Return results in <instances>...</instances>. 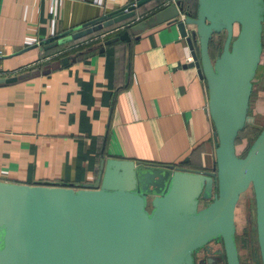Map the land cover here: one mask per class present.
Listing matches in <instances>:
<instances>
[{"label": "water", "instance_id": "water-1", "mask_svg": "<svg viewBox=\"0 0 264 264\" xmlns=\"http://www.w3.org/2000/svg\"><path fill=\"white\" fill-rule=\"evenodd\" d=\"M150 1L131 0L41 44L50 48L83 37L135 16L137 8ZM263 20L264 0H197L194 15L176 0L99 43L102 52L105 45L138 37L158 23L177 25L192 56L187 64L196 67L206 84L214 163L195 169L105 157L100 151L96 178L79 187L0 179V264H192L193 251L212 239L222 243L226 264H240L234 214L240 194L249 186L264 264V124L244 154L235 149L260 60ZM221 32L222 48L212 59L209 40ZM70 59L75 55L44 68L0 76V85L47 73Z\"/></svg>", "mask_w": 264, "mask_h": 264}, {"label": "crops", "instance_id": "crops-1", "mask_svg": "<svg viewBox=\"0 0 264 264\" xmlns=\"http://www.w3.org/2000/svg\"><path fill=\"white\" fill-rule=\"evenodd\" d=\"M129 1L0 0V76L76 56L47 73L0 85L1 180L79 187L96 178L100 151L212 167L215 135L206 84L187 64L190 50L175 23H158L102 52L96 46L105 39L90 42V35L50 48L41 44ZM162 1L146 3L96 36L122 32L117 28L154 13Z\"/></svg>", "mask_w": 264, "mask_h": 264}, {"label": "rangeland", "instance_id": "rangeland-1", "mask_svg": "<svg viewBox=\"0 0 264 264\" xmlns=\"http://www.w3.org/2000/svg\"><path fill=\"white\" fill-rule=\"evenodd\" d=\"M151 3V1L149 2ZM146 5V4H144ZM148 5V3H147ZM144 6L139 7L140 11ZM128 24L125 23L124 28H127ZM122 27H118L117 31L122 30ZM238 30L236 25L234 28V33ZM100 29L94 31L90 35L91 41L96 42L101 38L106 39L108 36L116 35L118 33L113 32L111 34L101 35L98 37ZM116 31V32H117ZM115 33V34H114ZM225 33H213L209 40V54L212 59L215 58L216 54L221 50L222 43L224 40ZM262 49L260 54V60L255 69L254 75L251 79L252 88L249 98V109L247 114V119L245 125L241 130L238 131V134L235 139V149L236 153L239 155L244 154L248 145L252 141L253 137L256 135L260 127L264 124V20L262 23ZM200 205H203L204 202H200ZM235 226H236V242L238 243L241 262L244 263L243 255V238L244 235H247L251 231L253 241L256 242V231H255V205L254 198L252 193V188L249 186L245 191H243L235 206ZM257 247V246H256Z\"/></svg>", "mask_w": 264, "mask_h": 264}, {"label": "flooded vegetation", "instance_id": "flooded-vegetation-1", "mask_svg": "<svg viewBox=\"0 0 264 264\" xmlns=\"http://www.w3.org/2000/svg\"><path fill=\"white\" fill-rule=\"evenodd\" d=\"M236 245L240 264H261L258 243L257 240L253 241L251 231L243 238L244 263L241 262L240 248L237 242ZM192 264H226L222 243L212 239L194 250Z\"/></svg>", "mask_w": 264, "mask_h": 264}, {"label": "trees", "instance_id": "trees-1", "mask_svg": "<svg viewBox=\"0 0 264 264\" xmlns=\"http://www.w3.org/2000/svg\"><path fill=\"white\" fill-rule=\"evenodd\" d=\"M183 1V7L184 9L188 10L190 12V14H195V8H196V3L197 0H182ZM143 6V5H142ZM141 6V7H142ZM147 17V16H146ZM145 18V17H144ZM112 37V36H111ZM110 38V37H108ZM118 41V40H117ZM115 42V41H113ZM111 42V43H113ZM110 44V43H109ZM76 57V56H75Z\"/></svg>", "mask_w": 264, "mask_h": 264}, {"label": "built area", "instance_id": "built-area-1", "mask_svg": "<svg viewBox=\"0 0 264 264\" xmlns=\"http://www.w3.org/2000/svg\"><path fill=\"white\" fill-rule=\"evenodd\" d=\"M176 0H163L162 1V5H164V6H166V5H168V4H170V3H173V2H175ZM187 60H192V56L191 55H189L188 57H187Z\"/></svg>", "mask_w": 264, "mask_h": 264}]
</instances>
